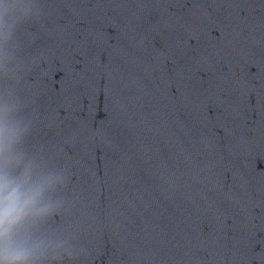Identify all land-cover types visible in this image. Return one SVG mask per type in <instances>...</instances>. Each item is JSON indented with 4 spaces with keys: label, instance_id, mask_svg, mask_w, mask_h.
Segmentation results:
<instances>
[{
    "label": "clouds",
    "instance_id": "9594fccd",
    "mask_svg": "<svg viewBox=\"0 0 264 264\" xmlns=\"http://www.w3.org/2000/svg\"><path fill=\"white\" fill-rule=\"evenodd\" d=\"M33 6V0H0V67L6 59L4 44L18 23L32 18ZM30 130L19 105L0 97V264H50L63 259L38 235V227L60 211L57 194L65 176L25 149Z\"/></svg>",
    "mask_w": 264,
    "mask_h": 264
}]
</instances>
